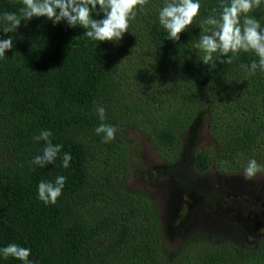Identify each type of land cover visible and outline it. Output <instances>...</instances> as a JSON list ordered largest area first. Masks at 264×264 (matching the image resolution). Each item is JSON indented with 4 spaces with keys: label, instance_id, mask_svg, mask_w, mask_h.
I'll list each match as a JSON object with an SVG mask.
<instances>
[{
    "label": "trees",
    "instance_id": "16d2710c",
    "mask_svg": "<svg viewBox=\"0 0 264 264\" xmlns=\"http://www.w3.org/2000/svg\"><path fill=\"white\" fill-rule=\"evenodd\" d=\"M199 2L193 24L172 41L158 18L164 0H148L130 21L148 44L144 60L125 69L114 42L88 38L66 21L33 17L15 33L0 30V39H13L0 57V248H29L33 264H264V238L251 249L226 239L167 248L153 205L125 185L126 128L140 123L159 156L172 163L184 133L215 107L223 113L211 127L213 144L193 151V172L244 173L252 159L264 166V72L241 68L259 58L241 51L224 64L213 54L215 69L203 64L195 46L201 22L219 18L222 9L221 0ZM22 6V0H0V15L19 14ZM249 15L264 27V0ZM92 16L104 18L99 7ZM101 123L120 130L113 141L104 143L95 132ZM43 130L62 149L54 164L41 167L32 161L45 146L34 139ZM64 153L72 157L67 168ZM58 176L66 177L62 195L45 205L37 186ZM0 264L23 262L0 254Z\"/></svg>",
    "mask_w": 264,
    "mask_h": 264
},
{
    "label": "rangeland",
    "instance_id": "374dc122",
    "mask_svg": "<svg viewBox=\"0 0 264 264\" xmlns=\"http://www.w3.org/2000/svg\"><path fill=\"white\" fill-rule=\"evenodd\" d=\"M135 27H129L123 38L114 42L121 54L119 65L124 69L134 65L131 61L144 60L142 51L146 52L148 46ZM130 79L132 76L127 78ZM222 109L215 107L210 113L206 109L201 114L203 117L182 136L180 153L172 163L159 156L140 123L125 130L128 140L125 185L153 205L163 243L171 250L191 240L208 239H226L251 249L264 238L263 172L246 180L244 173L211 169L206 175H198L191 168L193 151L213 144L211 127ZM209 114L212 121L207 120Z\"/></svg>",
    "mask_w": 264,
    "mask_h": 264
},
{
    "label": "clouds",
    "instance_id": "9594fccd",
    "mask_svg": "<svg viewBox=\"0 0 264 264\" xmlns=\"http://www.w3.org/2000/svg\"><path fill=\"white\" fill-rule=\"evenodd\" d=\"M262 0H229L225 3L221 0L219 18L210 15L201 22V34L199 42L195 45L204 55L201 61L216 68L219 63H232L233 59L241 52H254L259 58L250 65H241L246 71L255 73L257 69L264 72V27L253 16L249 15L255 8H259ZM148 0H22L19 14L4 12L0 15V30L4 33H15L21 25L33 17H46L54 24L66 21L68 26L83 27L84 36L98 42H119L128 32L130 21L134 20L137 11H143ZM103 12V19H93L92 13L97 10ZM199 0H164L159 10V23L166 30L167 38L179 41L180 34L188 30L200 11ZM215 12V9H213ZM241 17L243 20L241 22ZM13 48V39H0V57L5 56L6 50ZM213 54H218L217 61H213ZM222 57H229L227 60ZM97 114L101 121L106 118V110L103 106L97 108ZM120 130L115 126H106L101 123L95 129L99 135L103 133L104 143H109L116 138ZM51 131L43 130L34 137L36 141H44L42 154L37 155L32 163L41 167L54 164L62 145H54L50 139ZM72 157L64 153L62 165L70 166ZM258 172H264V166L256 160H249L244 169V179L251 180ZM66 177L58 176L55 182L41 181L38 184V199L45 205L55 204L62 195ZM0 254L4 259L9 257L18 259L23 264H33L29 260L31 250L18 244L10 243L0 248Z\"/></svg>",
    "mask_w": 264,
    "mask_h": 264
}]
</instances>
